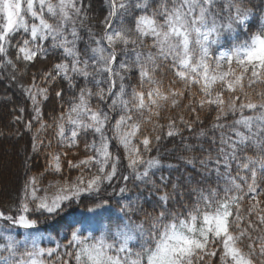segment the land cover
Returning <instances> with one entry per match:
<instances>
[{
    "label": "clouds",
    "instance_id": "obj_1",
    "mask_svg": "<svg viewBox=\"0 0 264 264\" xmlns=\"http://www.w3.org/2000/svg\"><path fill=\"white\" fill-rule=\"evenodd\" d=\"M119 2L120 0H117V3ZM137 2L138 0H128L129 10L116 17L109 16L108 12L104 15L102 11H96L99 0H88V4H85L84 0H16L12 4L11 16L0 13V32L6 27L9 28L6 34L9 43L6 48L8 57L16 65L17 75H20L24 68L29 69L23 58H18L16 54V48L22 39L30 41L33 51H38L40 47L44 49L38 53L40 59L36 60L35 67L55 72L54 59L58 58L63 65L69 66H76L78 62L75 75L69 70V75L73 76L72 83L76 85L81 76L87 74L82 86L72 89L67 86L62 99L54 95L55 88L49 93L52 102H59L63 111L52 116V123L47 122L45 130H51L54 134L55 122L63 114L64 119L60 123L64 126L66 139H70L73 121L82 122L84 125L82 131L80 124H76L75 127L81 131L80 140L83 148L85 144L93 141L97 146H102L107 141L111 145L112 156L120 154L122 158L119 175L115 179L121 180L120 177L125 175L128 177L126 191L123 194L113 183L114 180L105 181L100 191L83 193L82 201L75 200L71 205L66 204L63 211L52 215L37 207L39 200L32 201L29 198L30 216L37 223L34 229L25 231L24 241L34 239L44 230L52 229V224L49 223L52 221L66 229L64 233L66 241L73 228L80 230L83 244L89 247L103 237L109 246L104 249L105 255L102 258L104 264H114L115 260H118L119 264H129L130 260H136L138 264H161L159 255L154 258L153 254H158V250L165 244L177 245V241L170 238L173 226L177 232H182L188 237L202 238L201 231L205 229V225L199 215L195 221L190 215L195 204L193 203L195 193L192 188L197 184L209 186L216 179L200 163L201 158L209 153L216 155L218 144L213 143V137L217 136L219 129L212 127L215 117L219 115L221 122L227 125L225 131H230L233 127H242L234 123L240 120L242 114L252 117V127L247 132L249 142L239 146V153L241 158L251 157L258 161L256 164L258 170L261 168V162H264V83L252 86L245 83L242 90L237 87L233 92L228 91L221 81H217L210 88L205 87L201 75L205 60L215 68L217 60L222 55L230 54L231 50L243 44L253 34H264L262 33L264 0H238L243 7L250 10V23L243 29L236 28L230 32L218 29L220 34L213 32L208 40L204 39V35L212 27L214 15L217 20L226 15L222 11L224 0H216L212 12L203 21L199 19V9L207 7L204 0L199 4L189 3L188 0H163L167 8L161 7L162 0H139V8L135 6ZM17 3L21 5L19 9ZM103 3L108 6L109 0H103ZM140 17L150 18V22L145 23ZM106 20L111 25V32L105 23ZM33 32L37 39L32 38ZM45 33L50 37L47 43L40 39ZM105 33L112 36V39H106ZM204 48H207V53L204 52ZM149 52L156 61L155 68L149 65L148 76L140 81L137 78L136 55ZM114 56L119 57L120 64L128 65L129 70H122L120 64H114ZM0 65H3L0 68L6 70L8 75L12 73V67L5 61L0 60ZM224 66L227 67L226 62ZM109 68L112 72H107ZM179 73L184 75L181 76ZM113 78L117 84L123 85L125 94L122 97L121 89H113L115 95L108 90ZM165 80L170 81L167 86ZM61 81L64 80L56 79V85ZM157 82H160L163 91L168 92V99L164 100L160 96L155 100L153 97H146L145 103L141 106L138 97L133 93L155 90ZM80 88L85 90L88 110L80 109L73 112V105L80 103ZM172 88L183 95L173 96ZM236 97H240L239 104ZM121 99L126 100L127 104L122 103ZM173 99L177 101L175 106L172 105ZM249 99L256 105L252 111L240 107ZM193 109L196 111L199 109L197 114L199 119L197 115L195 119H186L185 116H192ZM169 112L173 114L168 115ZM92 113L100 114L101 119L94 121L91 118ZM180 113H184L186 123L191 121V135L198 138L191 143L192 148L188 151H185V145L189 144L185 140V124H181L178 119ZM202 115L205 116L206 122L200 127L198 122L201 121ZM121 116L128 118L123 122L124 127L140 125V132L136 135L137 142L142 135L161 136L158 143L153 142L155 156H159L161 164L159 168L153 169V175L147 180H137L133 170L127 167L126 156L119 140L123 130L118 132L114 127ZM169 119H175L177 127L181 129V134L171 141L172 149L165 146L169 137L164 133ZM97 128L101 130L96 131ZM201 130H204L203 136L198 135ZM54 138L57 140L55 135ZM78 148L74 147L71 150ZM93 155L95 153L89 149L87 152L78 153L74 159ZM144 156L148 158L149 153H144ZM181 156L184 158L181 159ZM169 158L176 160L175 168L169 169L163 164L162 161ZM97 159L101 157L98 156ZM188 160L191 162H186ZM98 167V164L89 165L87 168L69 167L79 170L80 174L76 175L75 179L65 177L61 171L51 169L52 179L39 197L51 200L65 183H76V178L81 175L85 178L96 175ZM244 174L243 171L240 172L241 178ZM178 177L184 187V195L182 197L173 195L166 205L162 204L158 195L161 188L167 186L171 190V185ZM185 177H191V182L185 183ZM26 182L27 180L24 184ZM97 204H100L101 208L94 212L87 210L96 208ZM199 210L203 211V205ZM137 225L140 228H136ZM125 229L133 230L135 238L129 241L130 250L120 251L122 238L116 233ZM231 232L236 237L239 248L245 253L250 252L253 264H264V254L261 251L264 249V239H258V236L264 235V226L252 230L250 234L241 235V227L233 221ZM6 233H16V227L9 221L0 220V236ZM179 243L184 244V241ZM215 243L222 247L221 241L217 240ZM252 244L256 245L254 249H250ZM79 247L83 245L74 244L72 251L76 252ZM23 252L20 248L17 258ZM0 264H13V258L2 249ZM80 264H90L88 257L82 256Z\"/></svg>",
    "mask_w": 264,
    "mask_h": 264
},
{
    "label": "snow or ice",
    "instance_id": "obj_2",
    "mask_svg": "<svg viewBox=\"0 0 264 264\" xmlns=\"http://www.w3.org/2000/svg\"><path fill=\"white\" fill-rule=\"evenodd\" d=\"M16 0H0V13H6L8 16L12 15V4ZM189 3L199 4L201 0H188ZM207 7H200L199 19L203 21L205 17L212 12V6L216 3V0H204ZM140 7L139 0L135 5ZM21 5L17 3V9ZM162 8H167V4L163 3ZM129 10L128 0H109L108 15L116 17L121 13ZM222 11L226 15L217 20L213 17L212 27L205 32L204 39L208 40L211 33L216 32L220 34L218 29L224 31H233L236 28H245L250 23L251 12L249 9L243 7L238 0H224ZM15 19V17H13ZM169 15V20H171ZM141 21L145 23L150 22V18L140 17ZM108 26L109 32H111V25L105 21ZM9 28L6 27L3 32H0V60L5 61L13 69L12 73L8 75L11 82L20 90V97L16 101L18 104H23L25 99L30 101L32 106V116L29 120L25 121L23 116H16L14 120L21 124L26 133L33 132V121H36L38 128L36 133H39L47 127V121L44 119L43 104L50 98V89L56 85V79H62L67 82L69 89L78 87L72 83L73 76L69 75V70L76 74V66L63 65L61 61L55 62L53 67L55 72L39 71L31 74V81L28 84L21 83L16 75V65L8 57V50L6 45L9 43L6 39V34ZM199 31V29H197ZM264 33V28H262ZM75 34V33H73ZM106 39L111 40L112 36L105 33ZM32 38L37 39L35 32L32 33ZM50 37L45 33L40 39H47ZM207 53V48L203 49ZM44 51L43 47L38 48V51H33L30 47V41L28 39H22L20 44L16 48L17 57H22L25 64L35 67L36 60L40 59L39 52ZM163 51V48H162ZM46 58V57H45ZM136 61L138 62V80L143 81L149 74V65L155 68L156 61L152 56V53H138L136 55ZM225 62L227 67H225ZM114 64H120L118 56L113 57ZM3 67V65H0ZM122 70H129L128 65L120 64ZM204 71L202 72V83L205 87H212L217 81H221L225 84L228 91H236L237 87L241 90L244 88L245 83L252 86L254 84L264 83V34H253L243 44L237 45L230 54L223 56L217 60L216 66L213 68L205 60L203 62ZM107 72H112V69H107ZM59 73V75H57ZM28 74V68H24L20 76ZM87 74L81 76L85 78ZM183 76L184 73H179ZM37 76H39V83H37ZM56 77V79H53ZM121 79L123 77L121 76ZM47 85V86H45ZM121 89V97L125 94L123 85L117 84L116 79L113 78L110 81V92L113 89ZM84 89L80 88L79 92V104L73 105V112H78L80 109L87 111V101L84 95ZM89 90V94H90ZM173 96L183 95V93L177 92L175 88L171 89ZM134 95L138 97V103L143 106L146 97L160 96L162 99H168V92L163 91L160 82H157L155 90L148 92L139 91L134 92ZM58 98H63L64 89L57 88L54 93ZM115 95V92H113ZM236 102L240 103V97H236ZM11 101V98H8ZM121 102L125 105L126 100L121 99ZM115 103V101H114ZM177 101L172 100V105L175 106ZM203 106V102H201ZM240 107L246 108L252 111L256 108V105L249 100ZM17 111L23 113L26 111L24 106H19ZM195 113L196 110L193 109ZM71 119V116L69 117ZM91 118L94 121L100 120V114L92 113ZM64 119L61 114L55 122V133L58 144L62 145L67 151L64 152H51L49 156L51 159L48 161L49 166L57 171H62V157H67L71 149L79 147L81 140L80 135L84 125L82 122L73 121V130L71 138L66 139L64 126L60 121ZM128 119L125 116H121L120 120L114 126L117 131L123 130V134L119 135L121 147L126 156L127 167L133 170L135 178L137 180H147L153 175V169L159 168L161 159L159 156H151L145 158L144 153H152L154 150L153 142L160 141L161 136L156 135H142L139 142L136 141V135L140 132V125L133 124L131 127H124L123 122ZM178 119L181 124H185V129H192L191 121L187 123L184 120L183 115H179ZM197 119H199L197 115ZM252 117L241 115L240 120L235 121L237 125L242 127H233L230 131H225L227 125L221 122V117L218 115L214 118L212 127L219 129L218 136L213 137V143L218 144L216 149V155L211 153L201 158L200 163L205 166L206 171L209 174L215 172L218 179H224V195L221 197L217 189L211 187V185L205 187L200 184L195 185L192 191L195 193L196 202L193 206V212L190 213L192 220H196L199 215L205 229L201 231L202 238L188 237L182 232H177L175 226H173V233L171 239L177 241V245L165 244L158 250V254H153L154 258L159 255L161 258V264H215V259H219V264H253L250 252L245 253L236 243V237L231 232V226L233 221L241 227V235L250 234L252 230H257L260 226H264V162H261V168L258 170L256 164L258 161L253 160L251 157L241 158L239 153V146L247 144L249 142L248 130L252 127ZM106 120V117L104 118ZM81 125V131L76 130L75 125ZM97 128L96 131H100ZM19 133V129H17ZM170 138H175L181 134V129L177 127L175 119H169L167 123V129L164 133ZM199 136L204 135V130H201ZM218 140V142H217ZM43 145V140L39 139L36 134L31 137V149L33 153H39L40 147ZM51 146V142H49ZM202 147V145H201ZM192 148L191 144L185 145V151ZM89 149L95 153L93 156H83L77 160H66L68 167L74 168H87L89 165H99L98 174L85 178L83 175L76 178L77 182L73 184L65 183L62 188L58 189V194L49 200L46 197H39L38 193V181L35 175L30 176L23 187V198L20 201L17 216L5 214L0 211V220L11 222L15 227H22L25 230H32L35 228L37 221L30 216V202L39 200L37 207L49 215L63 211L66 204L71 205L75 200H83V193L98 192L101 190L105 181H112L119 175V168L121 163L120 154H116L114 157L111 154V145L106 141L102 146H97L95 141L90 144H85L84 150L87 152ZM101 159H97V157ZM181 159L184 157L181 156ZM186 162H191L190 160ZM235 166V175H233V167ZM169 169L175 168L176 165L169 163L167 165ZM245 174L243 178L240 176V172ZM121 180L126 181L128 177L121 176ZM163 179V177H162ZM185 183L191 182V177L184 178ZM165 191L159 196L162 204H167L173 195L182 197L184 195V187L178 177L176 181L171 185V190L165 186ZM121 194L126 191V185L118 187ZM106 203V202H105ZM203 205V211L200 212V206ZM101 208L100 204L96 205L94 209H87L88 211H96ZM163 214V213H162ZM136 228H140L139 225ZM122 238L120 245V251L130 250L129 241L135 238L133 230L125 229L118 230L116 233ZM4 240V243H0V249L7 251L10 258H13V264H48L45 260V256L49 258L55 257L52 264H80L82 256H87L90 264H104L103 257L105 255L104 249L109 247L106 245L103 237L91 247L84 245L80 236V230L73 228L69 233V239L66 244L67 249L63 255L58 252L57 248H42L37 241L32 239L31 247H28L29 242L27 240L21 242L17 240L13 235L8 234L0 236ZM258 239H264V235L258 236ZM222 242V247L217 251L216 241ZM179 241H184V244H180ZM83 245L79 247L76 252L72 251L73 245ZM23 246L25 251L17 258L19 249ZM255 244L250 245V249H254ZM264 254V249L261 250ZM67 257L68 259H65ZM114 264H119L118 260L114 261ZM129 264H138L136 260H130Z\"/></svg>",
    "mask_w": 264,
    "mask_h": 264
},
{
    "label": "trees",
    "instance_id": "obj_3",
    "mask_svg": "<svg viewBox=\"0 0 264 264\" xmlns=\"http://www.w3.org/2000/svg\"><path fill=\"white\" fill-rule=\"evenodd\" d=\"M84 3L88 4V0H84ZM96 11H102L104 15L107 14L108 6L103 3V0H99V5L96 8ZM13 42H15V40ZM58 61V58L53 60L54 63ZM38 70L42 71L47 69H40L39 66H29L27 75L20 76L17 75V73L16 75L21 83L28 84L31 81V74L33 72H38ZM39 82V76H37V83ZM168 83H170V81L165 80L166 86ZM82 84L83 79L80 78L77 86L80 87ZM53 88H55V90L57 88H63L65 94L67 82L61 81L59 85H55ZM53 88L50 89V93H52ZM20 95L21 93L19 88L9 80L7 71L3 68H0V165L3 168L0 170V211H3L6 215L11 214L13 216H17L19 214L18 208L20 201L23 198L24 182L25 180H28L30 176H36L38 181V193L41 195L43 194L44 187L51 181L53 175L50 171L52 168L48 164V161L51 159L49 153L56 152V147L58 146V142L54 138V134L51 132V130H43L39 133H36V128L39 127L36 121H33V132L26 133L22 125L14 120V117L16 116H23L24 120L27 121L32 116V106L30 101L25 99L22 105L16 103ZM185 95H187V93H185ZM9 97L11 98V101L8 100ZM19 106H24L26 111L23 113L18 112L17 108ZM43 110L44 119L48 123H52V116L58 115L61 111H63V108L59 102L53 103L52 96L50 95L49 100L45 101L43 104ZM198 113L199 109H197V111L193 113L191 117L185 116V118L195 119V116ZM167 114L172 115L173 113L169 112ZM183 114L184 113H180L179 115ZM163 122L164 121L162 120L161 123ZM205 122L206 118L204 115H202L201 121L198 122L200 127H203ZM17 129H19V133L17 132ZM184 131L186 134L185 140L187 143L191 144L198 139L197 137L191 135V129H185ZM33 134H36L39 139L43 140V145L40 147L39 153H33L31 149V137ZM172 140L173 138L169 137L168 142L165 143V146L169 149L173 148V144L171 143ZM49 142H51V146H49ZM163 150L164 149H161V151ZM149 155L155 156L156 149H154ZM66 160L75 159L71 155L62 158L61 172L65 177L75 179V176L80 174L79 170L69 168L66 164ZM162 162L165 166H167L169 163L176 164V160L171 158L164 159ZM232 174L235 175V166L233 167ZM213 176L216 177V179L212 181L211 187L217 189L220 193V196L222 197L224 195L225 187L224 179H218L215 172H213ZM113 183L116 184L118 189V187L124 186L127 182L114 179ZM164 191L165 189L161 188L158 195H162ZM195 202L196 196L194 194L193 203ZM49 223L52 224V229L44 230L35 237V240L39 246L42 248H57V245H59L58 252L61 255H63L65 251H70L71 249L64 247V245L67 243L64 236L66 229L56 225L52 221H49ZM25 231L26 230L24 228L17 226L16 233L11 235H13L17 240L23 242ZM5 235L8 234L6 233ZM27 241L29 242L28 247L30 248L32 239L29 238ZM0 243H4L2 238H0ZM216 248L217 251H219L220 247L218 245H216ZM21 251H25L23 246H21ZM64 258L68 259L67 257ZM214 259L215 264H219L218 257ZM45 260L48 261V264H52V261L55 260V257L53 256L49 258L48 256H45Z\"/></svg>",
    "mask_w": 264,
    "mask_h": 264
},
{
    "label": "rangeland",
    "instance_id": "obj_4",
    "mask_svg": "<svg viewBox=\"0 0 264 264\" xmlns=\"http://www.w3.org/2000/svg\"><path fill=\"white\" fill-rule=\"evenodd\" d=\"M213 70H214V68H213ZM64 151H67V150L64 149L62 145L58 144V146L56 147V152H64ZM84 151H85V150H84V148H83V144L81 143L78 149L71 150V151L69 152L68 155H71L72 157H76V156L78 155V153H80V152H84ZM81 157H82V156H80L79 158H81ZM62 158H64V157H62ZM1 164H2V163H1ZM4 166H5V164H4ZM2 169H3V168H2V166L0 165V170H2Z\"/></svg>",
    "mask_w": 264,
    "mask_h": 264
}]
</instances>
